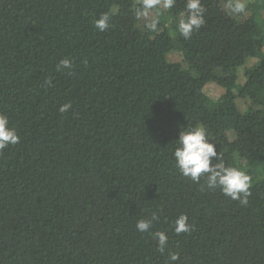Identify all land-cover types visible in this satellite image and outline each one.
I'll return each mask as SVG.
<instances>
[{"label":"trees","instance_id":"16d2710c","mask_svg":"<svg viewBox=\"0 0 264 264\" xmlns=\"http://www.w3.org/2000/svg\"><path fill=\"white\" fill-rule=\"evenodd\" d=\"M225 1L201 0L205 24L185 39L187 0L143 32L141 0H0V113L20 137L0 151V264H264V0L245 18ZM193 125L252 177L247 205L180 172ZM181 214L192 228L176 234Z\"/></svg>","mask_w":264,"mask_h":264},{"label":"clouds","instance_id":"9594fccd","mask_svg":"<svg viewBox=\"0 0 264 264\" xmlns=\"http://www.w3.org/2000/svg\"><path fill=\"white\" fill-rule=\"evenodd\" d=\"M175 0H163V8L171 9ZM161 0H141V5L136 10L138 18L147 17L149 10L157 8ZM229 8L232 13H243L246 9L244 0H231ZM187 13L178 23V30L185 39H190L193 32L205 24V8L201 0H187ZM111 14L102 13L95 19L94 26L100 31H105L110 24ZM159 23L158 16L153 18L146 26L155 31ZM58 68H71V61L63 58L57 65ZM71 108V104H63L60 111L65 112ZM20 137L14 127L9 124L8 116L0 113V151L9 145L19 143ZM178 147L174 151L176 165L180 172L190 178L193 182L199 183L202 176L206 177L207 184L212 188H220L222 192L234 201L247 205L248 197L251 195L252 177L241 168L226 166L217 151V146L208 137L206 129L202 125L182 127L178 136ZM214 161H216L214 163ZM158 217L153 214L150 220L141 219L137 222V230L140 232L149 231L153 221ZM187 214H181L175 221L174 231L176 234L187 233L192 225L188 223ZM158 241L159 249L163 252L168 241L165 232L158 231L152 234ZM179 259L178 253H171L170 260L175 262Z\"/></svg>","mask_w":264,"mask_h":264},{"label":"rangeland","instance_id":"374dc122","mask_svg":"<svg viewBox=\"0 0 264 264\" xmlns=\"http://www.w3.org/2000/svg\"><path fill=\"white\" fill-rule=\"evenodd\" d=\"M251 1H254V0H244L246 6H247V4L250 3ZM230 2H231V1H229V0L227 1V0H226V1L224 2L223 5H224L225 9L228 11V13H229L231 16H236V17H238V18H245L248 14H250V11H249V10L247 11L246 9H245V11H244L243 13H232L231 10H230V8H229V4H230ZM160 7H161V8H160ZM163 11H165V9L163 8V1H161V4L159 5V9H158V11H156V10L154 11V9L149 10V14H148V16H147V17H142L141 22H140L139 25H138L139 29L142 30V32H143L144 30H146V29H147V26H146V25H147L148 23H150V21H151L153 18L159 16V13H160V12H163ZM262 11H263V14H264V6H263V8H262ZM169 59L172 60V61H178V62H180V63L182 64L183 67H186V68L188 67V63H187V61L185 60L184 53H183V51H182L181 49H179V48L174 49V50L169 54ZM254 62H255V59L248 60L246 66L252 65ZM244 69H245V67H241V68L239 69V74H240V76H243V74H244ZM223 93H224V88H222L221 86H218V85L215 86V87H213V88L210 90V94H211V96H212L213 98H215V99L218 98V97H219L220 95H222ZM239 106H240V108H242V110L245 109V104H244V102L239 101ZM229 136H230L231 138L234 137L232 131L229 132Z\"/></svg>","mask_w":264,"mask_h":264}]
</instances>
